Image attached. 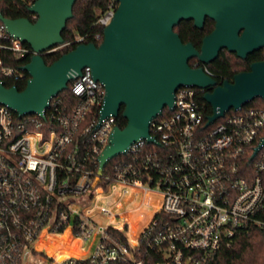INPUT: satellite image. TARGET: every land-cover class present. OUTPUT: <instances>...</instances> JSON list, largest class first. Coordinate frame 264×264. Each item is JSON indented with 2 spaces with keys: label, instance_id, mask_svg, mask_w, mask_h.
Instances as JSON below:
<instances>
[{
  "label": "built area",
  "instance_id": "obj_1",
  "mask_svg": "<svg viewBox=\"0 0 264 264\" xmlns=\"http://www.w3.org/2000/svg\"><path fill=\"white\" fill-rule=\"evenodd\" d=\"M7 1L19 10L36 0ZM7 52L37 53L0 20V79L28 81L23 68L6 64ZM69 84L72 108L59 94L42 114L19 116L0 103V264H210L241 230L264 231V106L245 104L207 124L200 88L181 87L151 121L154 140L137 139L100 175L119 116H101L106 88L90 67ZM62 229L79 253L51 256L40 247L43 232Z\"/></svg>",
  "mask_w": 264,
  "mask_h": 264
},
{
  "label": "water",
  "instance_id": "obj_2",
  "mask_svg": "<svg viewBox=\"0 0 264 264\" xmlns=\"http://www.w3.org/2000/svg\"><path fill=\"white\" fill-rule=\"evenodd\" d=\"M76 2L36 0L30 7L38 16L35 22L8 18L0 12L8 31L37 52L22 66L30 75L25 89L8 87L0 79V103L19 116L42 114L52 97L90 67L94 79L106 88L101 116L121 114L127 119L124 128H114L110 143L103 149L100 175L109 160L125 153L137 139L154 140L151 121L173 106L181 87L206 89L203 96L213 113L207 124L255 98L264 99V58L224 83L203 66L189 63L192 58L210 63L224 48L242 58L264 48V0H118L100 44L81 42L48 64L44 53L65 42L63 30L74 16ZM206 17L215 20V30L203 38L200 50L184 42L174 29L182 20H193L195 27L202 28Z\"/></svg>",
  "mask_w": 264,
  "mask_h": 264
},
{
  "label": "trees",
  "instance_id": "obj_3",
  "mask_svg": "<svg viewBox=\"0 0 264 264\" xmlns=\"http://www.w3.org/2000/svg\"><path fill=\"white\" fill-rule=\"evenodd\" d=\"M112 0H77L73 7V17L68 20L65 29L63 30V37L65 42H71L65 45L59 51H53L44 55L46 63L50 64L60 58L64 53L71 51L78 44L77 39L83 37L82 42H94L96 45L100 44L104 37V27L98 23V19L104 11L107 10ZM118 1L116 4L118 5ZM0 12L8 18H30L35 22L38 17L33 16L29 5H24L17 10L13 8L7 0H0ZM212 21H207L203 29H197L193 20H182L174 29L180 34L184 42H191L198 49L202 46L203 37L210 33L214 28ZM100 32L102 39L96 40V34ZM32 55L18 58L11 52L4 54L7 65L15 66L19 69L30 62ZM264 58V48L256 50L251 53L246 59L239 58L236 53L223 51L217 60L209 65L208 69L212 72L213 77L219 83H224L226 80L233 81L234 74L241 71H248L251 68V63L259 61ZM189 63L192 66L197 65V59H190ZM27 78L15 82L4 80V84L12 87L14 84L20 90L27 86ZM204 92L198 89V97L204 103L206 117L212 115V107L204 98ZM59 96L64 100V105L72 108L77 103L76 97L72 94L71 84ZM246 106H264V99L261 97L255 98ZM167 110L164 112L166 114ZM117 123L121 128L127 125V119L121 114L118 115ZM123 156H118L108 162L106 170L112 168ZM79 221H77L78 223ZM60 230L59 232H63ZM210 264H264V231L258 226L243 229L234 238L230 244L227 242L222 245L216 257Z\"/></svg>",
  "mask_w": 264,
  "mask_h": 264
},
{
  "label": "rangeland",
  "instance_id": "obj_4",
  "mask_svg": "<svg viewBox=\"0 0 264 264\" xmlns=\"http://www.w3.org/2000/svg\"><path fill=\"white\" fill-rule=\"evenodd\" d=\"M118 156H121V155H118ZM124 157V156H123ZM142 216V215H141ZM141 220H143L144 219V217L142 216L141 218H140ZM136 224H137V220L134 222V227H135V231L137 230V226H136ZM63 238H61V239H59V240H62ZM40 245V247L41 248H43L44 250H46V252L48 253V254H50L51 256L52 255H56L57 253H59V252H63V253H66V254H69V252H75V250H73V249H69V248H74L75 246H76V244H75V241L72 239V237L70 236V238H69V241L67 242V241H64V242H60L59 244H58V246H54V245H52V246H47L46 245V243H40L39 244ZM68 248V249H67ZM61 249H63L62 251H61ZM76 250L77 251H81V248L78 246L77 248H76Z\"/></svg>",
  "mask_w": 264,
  "mask_h": 264
},
{
  "label": "bare ground",
  "instance_id": "obj_5",
  "mask_svg": "<svg viewBox=\"0 0 264 264\" xmlns=\"http://www.w3.org/2000/svg\"><path fill=\"white\" fill-rule=\"evenodd\" d=\"M132 228H133V232L135 233V227H134V222H133V225H132ZM69 230H66L65 232L61 233V234H52V235H48V233L45 231L43 232L41 235H40V238L38 240V244L40 243H46L47 246H52L54 245L55 247L58 246V244L60 242H64V241H69ZM63 238L62 240H59ZM68 249V248H67ZM69 249H73L75 250V252L73 253H79V251L76 250V248H69ZM63 249H61L62 251Z\"/></svg>",
  "mask_w": 264,
  "mask_h": 264
},
{
  "label": "flooded vegetation",
  "instance_id": "obj_6",
  "mask_svg": "<svg viewBox=\"0 0 264 264\" xmlns=\"http://www.w3.org/2000/svg\"><path fill=\"white\" fill-rule=\"evenodd\" d=\"M207 21H212V22L214 23V27H213L214 29L210 32V33H212V32L215 30V24H216V22H215V20L212 19L211 17H206L205 22H204V24H203V27L205 26V24L207 23ZM193 22H194V21H193ZM203 27H202V28H197V27H196V28H197V29H203ZM210 33H208V34H210ZM208 34H206V35H208ZM206 35H205V36H206ZM205 36H204V37H205ZM204 37H203V38H204ZM202 40H203V39H202ZM201 44H202V43H201ZM201 47H202V46H201ZM201 47H200V49H201ZM197 49H198V48H197ZM200 49H199V50H200ZM262 49H263V48H262ZM259 50H260V49H259ZM223 51H228V52H230L228 49L224 48V49H222V50L219 52L217 58H219V56L221 55V53H222ZM255 51H256V50H255ZM253 52H254V51H253ZM230 53H236V52H230ZM251 53H252V52H251ZM236 55H237V53H236ZM249 55H251V54H249ZM249 55H248V56H249ZM237 56H238V55H237ZM248 56H247V57H248ZM238 57L241 58V59H246V58H247V57H246V58H242V57H240V56H238ZM217 58H216L215 60H213L212 62H210V63L201 62V61L198 60V58H196V59H197V64H198L199 66H203L204 68H205V67L208 68L209 65L213 64V63L217 60ZM254 62H256V61H254ZM252 63H253V62H252ZM252 63H251V64H252Z\"/></svg>",
  "mask_w": 264,
  "mask_h": 264
},
{
  "label": "crops",
  "instance_id": "obj_7",
  "mask_svg": "<svg viewBox=\"0 0 264 264\" xmlns=\"http://www.w3.org/2000/svg\"><path fill=\"white\" fill-rule=\"evenodd\" d=\"M61 234V233H60Z\"/></svg>",
  "mask_w": 264,
  "mask_h": 264
}]
</instances>
